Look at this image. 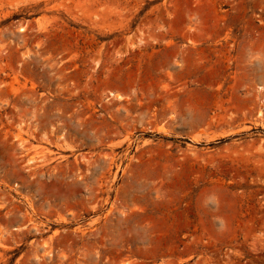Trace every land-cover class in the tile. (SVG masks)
<instances>
[{"label":"rangeland","instance_id":"obj_1","mask_svg":"<svg viewBox=\"0 0 264 264\" xmlns=\"http://www.w3.org/2000/svg\"><path fill=\"white\" fill-rule=\"evenodd\" d=\"M30 90L98 121L109 92L132 109L84 145L22 118ZM262 98L264 0H0V140L24 175H84L44 200L0 150V264H264Z\"/></svg>","mask_w":264,"mask_h":264},{"label":"bare ground","instance_id":"obj_2","mask_svg":"<svg viewBox=\"0 0 264 264\" xmlns=\"http://www.w3.org/2000/svg\"><path fill=\"white\" fill-rule=\"evenodd\" d=\"M22 31H23L22 29L19 30V32ZM261 89L262 88H259V90ZM104 99L106 100V103H108L107 104L108 106L103 105L102 111L104 112V115H106L108 118H104L102 121H98L97 118L95 117L96 115L92 113L88 115V113L86 112L87 110L85 111V109L83 108L80 102L78 103L72 101L71 99L65 101H59V100L48 101L47 99H41L40 97H38L36 92H34L33 90L22 93V95L19 98H15V101L14 99L13 101L17 102L16 104L22 107H26L24 108L25 110H24V114H22L23 115L22 118H24L25 114L30 116V120H32L35 128H48L49 126H52V122L58 121L61 123V127L59 128L61 132H65L66 135L79 137L83 141L82 143L86 145V143L90 141L92 142L95 141L97 143H102V142L104 143L106 140H108L111 134L113 133L115 134V132L119 130V126L122 125V121L129 117V113L132 107L130 106L128 107V105L125 106L124 104H121V101L123 99L121 95L119 96V95H115L112 92H109L104 97ZM109 103L112 105L109 106ZM261 103H264V98H262ZM122 116L123 119L121 118ZM263 116L264 113L258 112V118ZM23 123L24 122H20V125H22ZM3 137L5 139V135ZM20 143H21L20 145L22 146L24 142L22 141ZM24 146H22V148H25ZM109 146H111V144ZM11 149L12 146L8 144L7 141L0 142V150L5 152L4 163L2 162L3 168L6 171V173L9 174L8 176L10 180L16 185L17 188L27 190L28 192H32L44 200H47L51 197H59L63 195L75 194L78 183L68 182V180L77 178L79 176H84L82 174L83 173L82 168L81 166H79V163L74 165L72 168H69L68 165L66 164L56 165L55 167H49V168L48 167L36 168L33 169L32 171L27 172L29 174L24 175L23 173L25 172H23L19 168V166L13 160L14 158H12V156L9 154L8 151ZM38 155L39 154H36L37 157L30 158L28 162L42 160L44 156L40 157ZM85 159L86 158H84V160ZM110 161L112 160L110 159ZM6 212H7L6 215L10 216V218H12L13 221L15 222L18 221L17 215L20 213L18 209L13 208V209H9ZM24 219L28 221V219H26L25 216ZM23 229H25L23 224L14 228L16 234L17 232L18 233L20 232L25 235L31 232L30 228L29 230L26 228L25 232L23 231ZM35 230H36L35 232L40 231L39 228L38 230L37 229Z\"/></svg>","mask_w":264,"mask_h":264}]
</instances>
